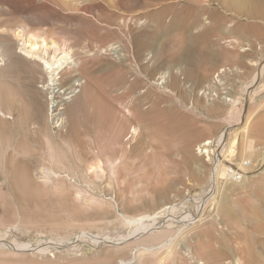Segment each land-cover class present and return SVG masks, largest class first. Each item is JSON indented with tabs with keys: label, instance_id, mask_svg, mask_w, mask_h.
I'll return each instance as SVG.
<instances>
[{
	"label": "rangeland",
	"instance_id": "obj_1",
	"mask_svg": "<svg viewBox=\"0 0 264 264\" xmlns=\"http://www.w3.org/2000/svg\"><path fill=\"white\" fill-rule=\"evenodd\" d=\"M137 1L0 0V52L19 48L20 29L67 39L78 54L101 38L117 51L124 43L133 49L122 50L125 62L104 49L91 52L85 58L98 60L88 64L91 74L81 77L71 72L81 65V55L63 64L58 75L36 71L34 78L21 67L9 71L16 64L0 58V112L5 113L0 115V264H110L124 250L114 242L128 243L139 221L153 219L154 227L130 240L139 243L141 264H160L164 256L161 264H235L242 198L264 193V34L245 28L259 21L242 19L246 25L238 31L230 21L191 48L182 41L188 34L199 36L203 27L165 35L149 16L169 9L164 18L169 26L185 0H142L141 9ZM85 3L93 6L91 13L80 6ZM210 4L219 8L216 0ZM97 5H106V13L99 14ZM105 21H112L111 28ZM209 24L215 26V20ZM120 62L133 75L144 67L138 93L151 89L144 108L149 111L156 101L158 112L137 122L124 108L128 100L122 105L113 99L121 90L111 89L106 100L115 108L113 124L93 129L83 116L97 95L91 78H103ZM71 75L77 76L73 85L64 78ZM161 77L164 82L157 85ZM73 106L80 126L72 136ZM187 132L190 143L182 141ZM116 135H122L119 141ZM223 135L222 166L250 161L249 177L223 183L216 201L197 211L193 199L208 182ZM206 140L212 141L209 154L200 155ZM27 159H32L34 186L12 187L9 167ZM173 217L183 219L172 223ZM147 246L151 250L143 251Z\"/></svg>",
	"mask_w": 264,
	"mask_h": 264
},
{
	"label": "bare ground",
	"instance_id": "obj_2",
	"mask_svg": "<svg viewBox=\"0 0 264 264\" xmlns=\"http://www.w3.org/2000/svg\"><path fill=\"white\" fill-rule=\"evenodd\" d=\"M216 1L218 2L219 8L209 7L211 6L210 0H185L186 5L183 8V11L177 12L176 10L172 13L173 16L169 26L164 23V18L170 14L169 9L162 7L150 13L149 16L152 19L156 20L158 29L161 33L165 35H169L171 31L173 33L174 30H181L184 34H187L192 27H203L202 33L199 36H191L190 34H188L186 41H182V39L179 41L175 40V44H179V42L182 41L191 48L196 43H198L200 39V41H205V35L211 33L212 31L218 28H222L223 24H227L226 22L230 21H235L232 28V30L234 31H238L245 27L246 24L243 25V23L241 22L242 19L259 21L258 23H253L252 25H250L252 22L250 23L249 21H247L249 22V25H247L245 28L255 31L260 35L261 33L264 34V21H261L264 17L263 0ZM137 2L139 3L140 9L141 7H144L143 5L146 4H144L142 0H138ZM80 6H82L84 10H87L90 13L93 9V6L87 3L81 4ZM104 7H102V5H97L99 14L106 13L105 11L107 10V7ZM211 19H213V21L215 20V26L209 24ZM121 20L125 21L126 19L124 18ZM135 20L138 21L140 19L136 18ZM105 23L111 28L112 21H105ZM16 36L19 38L20 41L19 48L17 50L5 48L4 51L0 52V58H6L16 64V66H9L7 68L9 71H14L16 69L20 70L22 68V71L30 74L33 78L36 71H38L41 75L47 74L52 77L55 76L56 73L58 75L62 71L63 64L69 63V60H71V58H74L76 56L79 57L80 55L81 57H79V60H82L81 65L78 68L73 67L71 69L72 74L77 73V76L79 77H81L83 74H91L90 71H88V64L92 61L96 62L98 60L94 57L91 59L85 58L88 57L91 52L94 51L96 53H99L102 51V49H104L105 53H115L118 55V58L120 60L125 62V56L122 55L121 52L124 47L131 48V46L127 45L126 43H124L123 45L119 44V47L121 46V49L120 51H117L116 47H113L114 44L111 43V41L101 38L98 43H96V45H90L91 47L87 45L80 48V54H78L77 51L74 49V46L67 43V39L65 40L66 42H60L52 36L36 35L32 34L29 30L23 29H20L17 32ZM140 37L141 33L135 35L133 43L137 44L139 42ZM188 53L189 51L184 54L185 58L190 57ZM20 56L23 59L20 58ZM123 62H120V65L113 64V66L111 67V71H109V73H106L103 78H98L95 76H92L91 78V81H93V84L96 88L97 95H95L92 100V110H88V108L83 109V116L86 120V123L89 124L90 127H93V129L107 130L113 124L115 108L112 104L109 103L108 99L106 100V98H109L107 92L111 89H116L117 91L118 88L119 91L121 90L120 93H118L117 91L118 94H116L115 96L113 95V99L117 101H121L124 99L128 100L127 103L125 102L126 105L122 104V101L121 104L125 106L124 108L127 109V113H129V115L137 122L142 123V121L146 119V116H148L149 113L158 112V103L156 101L152 102V106L149 111L144 108L147 99H149L150 97L151 89L147 88V90L144 91L143 94L138 93V90L142 87L144 83L142 81V71L144 67L139 65L137 68V74L133 75L124 66ZM261 73L262 71H260L255 78H259L262 75ZM77 76L74 75L73 77L71 75L69 77L67 76L68 78H64H66L65 81L67 80L68 83L72 82L71 84L73 85V83L77 81ZM163 79L164 77H161V82H158L159 84L157 85L163 84ZM52 80L54 81L55 78H52ZM53 85H56V83H54ZM157 85L155 84V86ZM111 96L112 95L110 94V97ZM4 114L5 113L0 112L1 116H3ZM79 117L80 116H78V109L76 108V106H73L69 116L71 122L70 133L72 136L77 133L78 127L80 126ZM153 117L155 116L153 115ZM121 136L122 135H116L114 137V140L119 141L121 139ZM190 138L191 135L187 132L182 136V141L184 143H190ZM225 140V135L221 136L218 139V142L220 143L221 147L217 154V162H219V164L222 162L221 152L225 148ZM211 142V140H206L203 144L199 145L198 151L200 155L209 154L208 147ZM188 145L189 144H187V146ZM106 148L104 150L113 151L112 147L110 149ZM104 150H101V152H103ZM31 162L32 159H27V161L21 160V162L18 160L16 163H14L15 165L12 164L9 167L8 175L10 177L9 180L11 181L12 187L31 189L34 186V180L31 178ZM248 177V175H245V178ZM263 200L264 193H257L255 191L246 194L242 198L240 213L237 219L238 225L241 230V237L238 246V256L236 258L235 264H264V239L260 238L261 234L264 233V217L261 213V207H263ZM256 201H260V205H258ZM224 212H226L225 209ZM169 219L173 223L178 222V220H181L183 218L173 217ZM245 224H248V230L246 229V227H244ZM155 225V219L151 220L150 222H143V220L139 221V224L136 226L135 231L132 233L129 239H135L137 235L146 232L147 228L154 227ZM153 238H155V236ZM130 240L128 243H126L123 239H117V241L114 242V244L124 245V250L121 254L112 257L109 261L110 264L115 261L116 264H141V257L143 255V252L138 251L139 243L136 241L131 242ZM142 250L150 251L151 248L147 246L142 248ZM164 257L159 258L160 264L163 262ZM155 263L156 262L154 261H150L148 264Z\"/></svg>",
	"mask_w": 264,
	"mask_h": 264
},
{
	"label": "built area",
	"instance_id": "obj_3",
	"mask_svg": "<svg viewBox=\"0 0 264 264\" xmlns=\"http://www.w3.org/2000/svg\"><path fill=\"white\" fill-rule=\"evenodd\" d=\"M250 165V161H244L239 165L228 164L223 167L216 159L211 167L207 184L200 190L198 197L193 199L197 205V211H200L202 208L204 209L207 205L216 201L219 189L223 183L241 181L245 177L246 169ZM192 217L194 220L196 219L194 218L196 216L192 215Z\"/></svg>",
	"mask_w": 264,
	"mask_h": 264
}]
</instances>
